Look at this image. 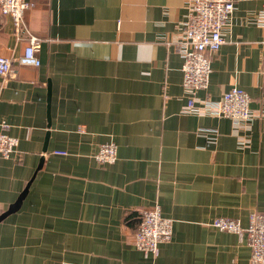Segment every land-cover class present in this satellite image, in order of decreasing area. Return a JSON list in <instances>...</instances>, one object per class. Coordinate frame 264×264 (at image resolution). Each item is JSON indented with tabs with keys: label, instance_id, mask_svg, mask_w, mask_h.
I'll use <instances>...</instances> for the list:
<instances>
[{
	"label": "crops",
	"instance_id": "1",
	"mask_svg": "<svg viewBox=\"0 0 264 264\" xmlns=\"http://www.w3.org/2000/svg\"><path fill=\"white\" fill-rule=\"evenodd\" d=\"M189 0H31L16 34L0 12V264H250L246 236L211 226L264 213V0H235L198 100L232 88L251 120L188 114L179 39ZM37 67L16 62L29 37ZM113 143L117 159L93 156ZM62 151L65 155L55 152ZM159 206L172 237L138 250V213Z\"/></svg>",
	"mask_w": 264,
	"mask_h": 264
},
{
	"label": "built area",
	"instance_id": "2",
	"mask_svg": "<svg viewBox=\"0 0 264 264\" xmlns=\"http://www.w3.org/2000/svg\"><path fill=\"white\" fill-rule=\"evenodd\" d=\"M235 0H189L187 15L179 39L178 52L182 59V87L188 94L185 112L227 118L235 125L251 120L250 98L246 92L232 88L217 101L198 100L196 92L205 90L211 73L209 54H214L225 43L223 30L234 11ZM31 7V0H0V12L11 19L16 34L25 29L24 14ZM258 23L264 27V11ZM38 39L30 36L23 53L15 60L20 66L37 67ZM263 54L259 73L264 81V37ZM11 69V60L0 56V77H6ZM18 141L0 131V158L10 159L18 155ZM65 155V152H55ZM100 165L112 164L117 159L113 143L99 146L93 156ZM138 228L133 237L134 246L147 254L156 255L158 246L172 237V220L161 216L158 205L142 209L138 213ZM211 226L218 231L245 235L250 249V264H264V213L252 212L243 228L238 220L216 218Z\"/></svg>",
	"mask_w": 264,
	"mask_h": 264
},
{
	"label": "water",
	"instance_id": "3",
	"mask_svg": "<svg viewBox=\"0 0 264 264\" xmlns=\"http://www.w3.org/2000/svg\"><path fill=\"white\" fill-rule=\"evenodd\" d=\"M28 190V185L25 187V189L22 191V193L20 194V196L18 197V199L16 200L15 203H13L12 205H10V207L7 209L6 212H4L1 216H0V221L3 220L6 216H8L9 214L13 213L14 211H16L22 200L24 199L26 193Z\"/></svg>",
	"mask_w": 264,
	"mask_h": 264
}]
</instances>
